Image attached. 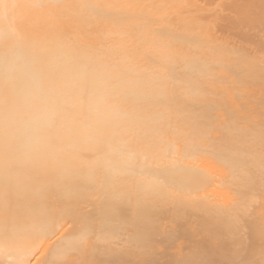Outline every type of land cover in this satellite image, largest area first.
I'll return each mask as SVG.
<instances>
[{
    "label": "bare ground",
    "instance_id": "bare-ground-1",
    "mask_svg": "<svg viewBox=\"0 0 264 264\" xmlns=\"http://www.w3.org/2000/svg\"><path fill=\"white\" fill-rule=\"evenodd\" d=\"M262 197L264 0H0V264H262Z\"/></svg>",
    "mask_w": 264,
    "mask_h": 264
},
{
    "label": "rangeland",
    "instance_id": "rangeland-1",
    "mask_svg": "<svg viewBox=\"0 0 264 264\" xmlns=\"http://www.w3.org/2000/svg\"><path fill=\"white\" fill-rule=\"evenodd\" d=\"M262 198L264 199V197H262ZM258 200H259V199H258ZM260 200H261V199H260ZM258 202H259V201H258ZM258 202H257V201H254V203H255L256 205H254V204L251 205V208H252V209H253V207H254L253 210L251 209L254 213H255V211H256V208L258 207V204H259L261 201H260L259 203H258ZM262 202H264V201L262 200ZM257 203H258V204H257ZM253 205H254V206H253ZM255 206H257V207L255 208ZM261 206H262V207H261ZM259 207H260V208H259L260 212H258V209H257V212H256L255 214H254V213L252 214V220H251V216H250L249 219H248V221H249L250 224H252V225L254 226L255 223H259L260 220H261V223H260V224H262V227L264 228V205H263V203H262V205H259ZM258 213H260V214H258ZM257 214H258V216H257ZM255 215H256V216H255ZM260 215H261V216H260ZM253 217H254V218H253ZM255 217H256V218H255ZM254 219H256V220H254ZM257 219H258V220H257ZM250 220H251V221H250ZM244 221H246V219L242 221L243 226H244V224H245ZM248 221H247V222H248ZM252 221H255V222L253 223ZM257 221H258V222H257ZM249 223H248V224H249ZM248 224H245L246 227H250V228H251V226L248 225ZM247 225H248V226H247ZM256 225H258L257 227H258L259 229H257L256 227H255L256 229H254L253 226H252L251 229H253V230L250 229V231H249V230L247 229L246 232H244V235H246V238H247V234H246L247 231H249V233L252 234L251 231H254V230H255L254 232H256V233L253 232V233H254L253 235L259 236V238L261 237V235H260L261 233H259V232H262V230H260V227H261V226H260L259 224H256ZM259 226H260V227H259ZM244 227H245V226H244ZM263 228H261V229H263ZM257 232H258V234H257ZM262 233H264V231H263ZM248 235H249V234H248ZM262 235H263V234H262ZM181 236H184V235H181ZM181 236H180V237H181ZM263 236H264V235H263ZM180 237H179V238H180ZM185 237H186V236H185ZM248 237H249V239L247 238V240H248L247 243H249V241H251V237H252V236L249 235ZM254 237H255V236H253L252 240L255 239ZM186 238H187V237H186ZM259 238H256L254 241H252V242H251V246H254V245H255V242H257V239H259ZM187 239H189V238H187ZM241 239H242L243 244H242V246H241V245L238 246L239 248H241V250L244 248L243 246L246 247L245 249H246L248 252H249L248 249H251V250H250L251 253L249 252V254H251V256H252L253 258H255V259L257 260V262H258V260H259V259H257V258L260 257V256H262V258L260 257V259H262V260L264 259V258H263V257H264V254H263V253H264V247H263V249H262L263 251H261L260 249H257L256 247H253V248L250 247V248H248V244H247L246 242L243 241V237H241ZM263 239H264V237H261L260 240H263ZM181 240H182V239H181ZM181 240H180V241H181ZM244 240H246V239H245V236H244ZM189 241H190V240H189ZM189 241L187 240V242H189ZM184 242H185V239L183 238V243H184ZM187 242H186V244L183 246V247H184V250H185V248H187L188 246H191L192 244L194 245V242H193L192 244H188V246H187ZM191 242H192V241H191ZM253 242H254V243H253ZM259 242H261V241L258 240V243H259ZM189 243H190V242H189ZM258 243H257V245H255V246H259V245L261 246V245H263V244H264V241H262L261 243H259V245H258ZM180 246H182V245L180 244ZM263 246H264V245H263ZM192 247H193V246H192ZM192 247H191V249H190L189 247H188V248H189L190 250H192ZM195 247H196V246H195ZM180 248H181V250H182V247H180ZM193 248H194V247H193ZM255 248H256V249H255ZM260 248H261V247H260ZM194 249H196V248H194ZM194 249H193V250H194ZM245 249H244V250H245ZM254 249H255V250H259V251H258L259 253H260V251H261V252H262V253H261L262 255H260V254L258 253L259 255H257V256H258L257 258H256V256H253L254 254L252 253V251H253ZM187 250H188V249H186L185 251H187ZM246 250L243 251V256H245V254H246L247 256L249 255V254L247 253ZM176 251L179 252L178 250H176ZM174 252H175V251H174ZM182 252H183V251H182ZM188 252H190V251L188 250L187 253H188ZM192 252H193V251H192ZM228 252H229V251H228ZM184 253H185V252H184ZM187 253H185V254H187ZM175 254H176V253H175ZM179 255H181V254H179ZM179 255L177 254V256H178L179 259H180L181 256H179ZM182 255H183V254H182ZM210 255H211V253H210ZM173 256H174V254H173ZM175 256H176V255H175ZM177 256H176V260H178ZM251 256H250V257H251ZM248 257H249V256H248ZM161 258H162V256H161ZM241 258H242V256H241ZM241 258H240V259H241ZM246 258H247V257H243V262L247 261ZM253 258H252V259H249V260H251V261L254 260V261H255V259H253ZM174 259H175V258H174ZM181 260H182V259H181ZM241 260H242V259H241ZM174 261H175V260H174ZM176 262H177V261H176ZM181 262H182V261H181ZM217 263H220V262H217ZM217 263H216V264H217ZM225 263H226V262H223V263H221V264H225ZM232 263H233V262H229V261H227V264H232ZM263 263H264V261H262V264H263ZM177 264H178V263H177ZM179 264H180V262H179ZM182 264H184V263H182ZM212 264H213V263H212ZM214 264H215V263H214ZM257 264H259V263H257Z\"/></svg>",
    "mask_w": 264,
    "mask_h": 264
}]
</instances>
